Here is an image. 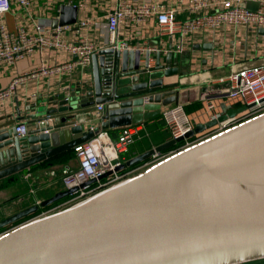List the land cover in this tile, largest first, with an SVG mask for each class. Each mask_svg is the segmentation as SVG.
Returning <instances> with one entry per match:
<instances>
[{
    "label": "water",
    "instance_id": "1",
    "mask_svg": "<svg viewBox=\"0 0 264 264\" xmlns=\"http://www.w3.org/2000/svg\"><path fill=\"white\" fill-rule=\"evenodd\" d=\"M77 16V9L62 6L54 27L71 25ZM153 57L156 64L150 67ZM176 57L161 51L100 50L92 58L90 82L79 83L69 96L64 93L35 104V128L26 137H18L15 119L0 124V180L74 150L101 131L144 123L178 104L177 84L165 83L183 76V64ZM96 105L105 107L101 122L93 130L85 129L77 116ZM245 110L228 109L218 120L196 125L184 137L132 158L116 172ZM75 191L57 193L0 220V264L264 261V113L60 211L28 219ZM24 219L28 220L21 222Z\"/></svg>",
    "mask_w": 264,
    "mask_h": 264
},
{
    "label": "built area",
    "instance_id": "2",
    "mask_svg": "<svg viewBox=\"0 0 264 264\" xmlns=\"http://www.w3.org/2000/svg\"><path fill=\"white\" fill-rule=\"evenodd\" d=\"M41 1L0 0V17L13 12L17 18L15 31L9 32L3 24L0 25V66L13 65L36 54L41 58L37 67L21 72L7 89L0 90V104L14 95L18 85L68 76L89 68L93 56L103 49L118 52L137 50L141 53L160 51L150 46L142 34L149 23L155 25L159 39L180 41L179 52L184 50L183 41L186 39L203 33H215L225 27L264 30V0H258L259 7L256 10L244 6L241 0H45L46 4ZM88 2H93L95 9L90 10ZM62 6L77 9V20L71 25L54 27L53 22L60 19ZM184 14L190 16L183 18ZM102 33L107 34L105 47L98 41ZM135 37H139V42L134 46L132 39ZM161 52L165 54L167 51ZM64 55L69 58L64 60ZM52 57H61V60L52 61ZM149 66L152 67L151 64ZM219 82L228 83L229 91L221 95L217 104L205 98L203 108L194 114H189L179 103L162 112L161 119L170 139L184 137L204 120H218L233 104L245 106V111L218 123L191 141L185 140L180 149L156 152L147 162L124 172H116L118 167L126 163L121 155L135 141L142 127H124L117 141H113L107 131H101L74 149L78 168L63 177V185L66 190L76 191L67 200L39 216L60 211L143 172L181 149L264 113V63L234 70ZM104 111L103 105H97L98 120ZM29 131L26 123L17 125L19 138L26 137ZM107 174L106 178L101 179Z\"/></svg>",
    "mask_w": 264,
    "mask_h": 264
},
{
    "label": "crops",
    "instance_id": "3",
    "mask_svg": "<svg viewBox=\"0 0 264 264\" xmlns=\"http://www.w3.org/2000/svg\"><path fill=\"white\" fill-rule=\"evenodd\" d=\"M241 1L249 9L256 10L259 7L258 0ZM41 3L46 4L47 1L42 0ZM88 3L90 4V10L95 9L93 2ZM94 13V15H97L96 12ZM98 14L102 15L101 13ZM182 16L186 18L190 15L184 14ZM14 19L16 26L17 18L14 17ZM156 30L155 25L149 23L142 34L145 35L150 46L158 48L160 51L166 50V53H169L167 40L170 39H159ZM260 30L263 29L246 30L225 27L215 33H203L183 41L184 50L182 52H179L178 49L180 41L173 42L172 40L173 49L171 52L183 64V76L170 77L165 80V83L177 84L176 89L180 91L179 104H182L187 112L190 111L189 114L200 111L208 98L214 100L217 104L221 95L229 91L228 83H220V79L226 78L234 70L264 63V34L260 33ZM106 40L107 34L105 33H102L101 38H98L99 44L104 47L106 46ZM138 42L139 37L132 39L134 46ZM44 58L46 59L47 56H44ZM63 58L65 60L69 56L65 57L64 55ZM153 58L150 61L152 67L156 64L155 57ZM55 59L53 58L52 61ZM56 60L60 61L61 57ZM112 62L111 60L110 64ZM40 63V55L36 54L30 59L19 61L13 65L0 66V90L7 89L15 76L32 67H37ZM103 67L105 68V65ZM91 68L92 64L89 68L78 70L68 76L45 78L18 85L14 95L0 104V124L8 122L12 118L15 119L16 126L26 123L31 131L35 128L31 124L37 112L33 108L35 104L39 101L46 102L49 98L64 93L69 96L79 83L92 80ZM199 103L201 108L196 109V105ZM169 107L163 108L162 112ZM96 108L97 105L93 110L77 116V122L82 124L85 129L96 127L101 122V119H97ZM238 108H240V105L233 104L231 109ZM226 113L227 111L223 114ZM161 115L162 113L144 123L137 124L142 127L141 131L128 150L121 155L126 162L171 141ZM201 123L207 124L208 122L204 120ZM122 129H113L107 132L113 141H117ZM77 168V161L73 157L65 163L44 168H32L0 180V186L3 183L8 185L6 188H0V211L6 214L3 219L51 198L57 193L64 192L66 189L63 185V177Z\"/></svg>",
    "mask_w": 264,
    "mask_h": 264
},
{
    "label": "trees",
    "instance_id": "4",
    "mask_svg": "<svg viewBox=\"0 0 264 264\" xmlns=\"http://www.w3.org/2000/svg\"><path fill=\"white\" fill-rule=\"evenodd\" d=\"M200 105H201L200 103L197 104V105H196V106H197L196 109H200V108H201ZM188 112H190V111H188ZM184 144H185V142H182V143L176 145L175 147H173V148H171V149H169V150L180 149L181 147L184 146ZM169 150H167V151H169ZM73 157L75 158V150H71V151L65 152V153H63V154L57 155V156H55V157H53V158H51V159H48L47 161L41 163L40 166H39V165L35 166L34 168H40V167H43V168H44V167H49V166H53V165L60 164V163H65V162H67L68 160L72 159ZM139 165H142V163L139 164ZM139 165H137V166H139ZM137 166H135V167H137ZM135 167H132V168H130L129 170L134 169ZM127 170H128V169H127ZM7 186H8L7 183H3V184L0 186V188L3 189V188H6ZM65 200H67V198H65L64 200H61L60 202H58V203H56V204H54V205H52V206H49V207H47V208H43V209H41V210L38 212V214H35V215L30 216L28 219L33 218V217H35V216H38V215H40L41 213L50 210L51 208H53L54 206H56V205L62 203V202L65 201ZM28 219H24V220H22L21 222L27 221ZM21 222L16 223L15 225L20 224ZM248 264H264V261L253 262V263H248Z\"/></svg>",
    "mask_w": 264,
    "mask_h": 264
},
{
    "label": "rangeland",
    "instance_id": "5",
    "mask_svg": "<svg viewBox=\"0 0 264 264\" xmlns=\"http://www.w3.org/2000/svg\"><path fill=\"white\" fill-rule=\"evenodd\" d=\"M3 24L6 27V30L9 32L15 31V19H14V14L13 12H10L8 14H5L3 16L0 17V25ZM168 42V49L170 50L169 53H172V49H173V45H172V39L167 40ZM6 214L2 213V211H0V219H3V217H5Z\"/></svg>",
    "mask_w": 264,
    "mask_h": 264
}]
</instances>
